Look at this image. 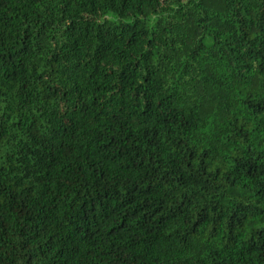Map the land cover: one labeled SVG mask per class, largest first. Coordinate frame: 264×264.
<instances>
[{
  "label": "trees",
  "instance_id": "obj_1",
  "mask_svg": "<svg viewBox=\"0 0 264 264\" xmlns=\"http://www.w3.org/2000/svg\"><path fill=\"white\" fill-rule=\"evenodd\" d=\"M0 264H264V0H0Z\"/></svg>",
  "mask_w": 264,
  "mask_h": 264
}]
</instances>
